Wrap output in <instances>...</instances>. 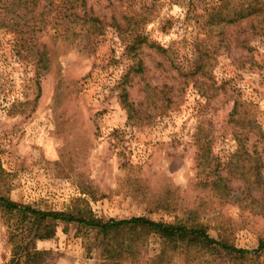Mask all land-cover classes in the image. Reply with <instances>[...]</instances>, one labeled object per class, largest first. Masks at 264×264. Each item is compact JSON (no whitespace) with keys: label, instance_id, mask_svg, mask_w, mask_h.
Masks as SVG:
<instances>
[{"label":"rangeland","instance_id":"1","mask_svg":"<svg viewBox=\"0 0 264 264\" xmlns=\"http://www.w3.org/2000/svg\"><path fill=\"white\" fill-rule=\"evenodd\" d=\"M85 2L102 30L65 31L49 17L37 35L49 56L44 74L28 56L31 33L0 28V193L45 210H66L82 198L104 220H181L256 247L264 240V194L243 192L241 179L231 177L228 196L219 197L200 183L206 177L198 163L213 156L227 175L240 131L230 121L238 99L255 121L242 135L264 183V0ZM232 10L239 16L228 22ZM136 32L149 43L140 50L142 75L129 70L125 48ZM154 44L169 51L163 56ZM126 72L136 121L117 95ZM14 220L0 209V264L11 256ZM35 245L44 251L41 264H264V250L234 259L172 249L152 232L129 252L76 222L56 221L54 235Z\"/></svg>","mask_w":264,"mask_h":264},{"label":"trees","instance_id":"2","mask_svg":"<svg viewBox=\"0 0 264 264\" xmlns=\"http://www.w3.org/2000/svg\"><path fill=\"white\" fill-rule=\"evenodd\" d=\"M85 0H0V28L11 31H29L33 42L28 47V56L34 62L35 71L39 74L46 73L49 68V56L47 45H39L37 35L44 31L47 19L50 17L60 28L68 31L71 26L95 33L102 30V21L85 9ZM239 12L232 10L226 17L228 22L238 18ZM60 31L58 30V33ZM60 34V33H59ZM129 35H131L129 33ZM131 41L125 46L126 54L131 59L129 70L135 75H142L143 62L140 50L144 44L145 36L136 32ZM154 49L165 56L169 51L159 44H154ZM172 67L179 69L178 64L170 57ZM128 72L117 84V95L127 112V119L136 121L139 116L135 113L136 108L129 100L126 83ZM162 99L170 101V98L163 94ZM241 102L235 100L230 113V121L239 127L236 132L237 149L229 158L227 163V175L222 174L218 169L216 158L203 155L199 160L200 172L206 177L200 183L210 187L219 197H227L229 194L228 182L231 177L241 179L243 192L252 194L254 191L264 194V183L260 178L259 159L251 157L244 143L242 135L246 128H252L255 121L248 117L245 110L239 109ZM258 126V125H257ZM209 177V178H208ZM261 205V204H260ZM263 206V205H262ZM0 209L14 216L15 220L8 233V240L11 244V256L6 264H41L44 258V251L35 245L36 239H47L54 235L56 221L64 223L76 222L78 228L95 230L101 235L102 242L118 240L120 247H125L133 252L131 242H137L141 236L148 233L159 235L165 245L172 249L178 247H199L211 249L216 252L232 256L234 259H243L249 256H257L264 250V240L261 239L254 248L237 247L224 240L214 238L207 232L197 227H187L181 220L174 222H163L148 218L143 215L131 216L129 218L104 220L96 216L88 203L79 198L74 205L66 210H45L31 206L30 204L12 200L0 193ZM264 210V206H263ZM128 242L126 246L122 244Z\"/></svg>","mask_w":264,"mask_h":264}]
</instances>
